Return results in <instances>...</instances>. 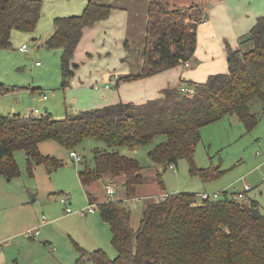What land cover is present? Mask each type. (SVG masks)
Instances as JSON below:
<instances>
[{"label":"trees","instance_id":"1","mask_svg":"<svg viewBox=\"0 0 264 264\" xmlns=\"http://www.w3.org/2000/svg\"><path fill=\"white\" fill-rule=\"evenodd\" d=\"M41 7L42 0H0V48L11 45L13 29L33 30ZM113 7L110 3L88 0L80 13L53 18L54 28L44 44L62 48L63 86L67 84L65 77L74 74L71 58L84 29L106 19ZM205 8L200 0L181 6L171 5L169 0H149L142 68L120 78L148 76L189 60L196 47L198 24L206 17ZM226 59V71L210 73L203 81L183 80L194 88L193 92L181 91L184 84L165 87L157 97L144 102L118 101L60 118L49 112L0 113V175L10 179L19 174L16 149L25 150L30 169L33 163H43L51 171L62 161L56 155L42 154L41 141L52 139L75 150L84 139L95 138L104 141L107 148L93 149L92 161H85L78 172L81 183L86 186L102 177H120L125 196L133 197L145 176L139 160L127 155L124 149L147 144L161 135L162 139L147 152L153 164L162 169L184 157L191 171L203 181L215 179L223 170L218 166H196L193 153L205 124L236 115L250 130L259 120V114L251 109L256 99L262 101L264 111V13L240 35L237 47L228 48ZM7 89L0 82V92ZM157 179L163 185L160 170ZM235 192L224 189L216 198L199 196L200 200L192 192L146 197L136 228L131 225V212L123 198L97 202L101 218L109 225L116 255L108 256L101 247L82 249L76 261L264 264V213L258 210L257 216H252L251 207H257V202H241ZM89 196L93 202L94 196Z\"/></svg>","mask_w":264,"mask_h":264},{"label":"rangeland","instance_id":"2","mask_svg":"<svg viewBox=\"0 0 264 264\" xmlns=\"http://www.w3.org/2000/svg\"><path fill=\"white\" fill-rule=\"evenodd\" d=\"M86 1L42 0L41 14L35 28L11 31V45L0 48V82L8 87L0 92V112H49L60 118L93 105L101 91L115 88L113 84L110 88H103L105 80H109V73L101 77L103 72L133 71L132 66L139 63L142 52V19L146 6L142 11L134 9L132 15L128 16L129 8L125 1L113 0V5L127 9L115 8V13L103 22L104 25L90 33L87 31L83 39L81 36L71 58L70 67L74 74L65 77L67 84L62 85V48L47 47L44 40L54 27L55 16L78 14ZM192 1L199 2L169 0L171 5L174 3L177 6ZM22 44L27 46V50L20 49ZM36 61L39 63L36 64ZM174 83L178 86L180 80L176 78ZM94 84L97 88H94ZM251 109L259 114V120L250 130L245 129L236 115L223 116L201 127L193 160L198 167H220L223 172L215 179L203 181L191 171L189 161L184 157L179 158L177 164L162 169L153 164L147 152L162 139L161 135H157L147 144L124 149L127 155L137 158L143 166L145 180L137 185L135 196H125L120 177H105L106 180H114V183L107 182L115 186L114 194L105 192L104 177L95 180L92 183L95 187L87 191L91 190V194L97 198H123L130 209V222L134 228L139 225L146 199L165 193L192 192L200 200L201 191L211 194L220 189H235L237 193L244 190V184H249L250 188L243 197L236 198L244 203L255 200L258 210L264 213L262 101L256 99ZM95 147L103 149L107 145L99 139H84L75 149L82 157L76 161L69 155V150L58 142L52 139L41 141L39 150L42 154L56 155L62 161L51 171L43 163H33L30 169L25 150L14 151L19 174L10 179L0 175V264H78L76 259L82 249L91 251L96 247L103 248L110 257L116 255L108 223L99 221L103 222L104 228H98L96 223L94 227L90 220L84 221L89 214L101 218L96 202L95 210L86 216L74 212L90 203L78 172L85 161H92ZM158 169L163 185L157 179ZM62 195L67 197L66 202L60 201ZM67 206L72 212L66 211ZM42 214L44 224L39 223ZM28 229L32 230L34 236L26 233ZM87 264L94 263L87 261Z\"/></svg>","mask_w":264,"mask_h":264},{"label":"crops","instance_id":"3","mask_svg":"<svg viewBox=\"0 0 264 264\" xmlns=\"http://www.w3.org/2000/svg\"><path fill=\"white\" fill-rule=\"evenodd\" d=\"M95 1L110 4H112L111 2H114L113 0H109V2L108 0ZM124 1L128 5L127 8H129L128 16L132 15L131 12H133L134 9L142 11V9L146 6V11H143L144 18L142 17L144 23L142 27V32H144V35L141 39V45L143 49L149 0ZM202 2L206 4V17L203 21L198 24L196 47L193 55L189 59L188 65L184 64V62H181L178 65L155 72L148 76L138 77L135 79H121L120 77L122 76L136 74L141 70L143 61V56L141 52L139 63L135 66H132L134 68L133 71H128L127 69L118 71L116 73L114 71H107L101 74V77L104 78L105 75L109 73V80H105V82L103 83V88H110L112 84L115 86V88H112L110 90L106 88L107 90L101 91L99 96H97L96 101H94L95 103L86 108L101 106L104 104L118 101H134L136 103L144 102L147 99L157 97L162 88H174L180 86L181 84H183L181 83L183 80L203 81L210 73L226 71L228 68L226 59L228 48L237 47L239 44L240 35L245 33L251 27L258 15L264 13V0H202ZM113 6L114 7L111 14L106 19L95 23L93 26L86 27V30L84 29L81 39L86 37L87 31L90 33V31L96 29V27L104 25L103 22H105L109 17H111L115 13V8L120 7L127 9L124 6ZM176 78L180 80L178 86L174 83V80ZM107 83L108 86H106ZM184 85L190 86L186 83ZM93 86L94 88H97L95 87V84ZM86 108H81L77 111ZM110 181L111 180H106L104 178V186L107 182ZM92 183L86 186L81 183V185L85 188L87 200L90 199L89 193L91 194V190L89 192L87 191V189L89 190L91 189V187H95V185H93ZM106 199L108 198H105V196H103V198H97L96 196H94L93 202L97 203ZM87 216L88 218L87 220H84L85 222L90 220L94 227H96V223L98 228H104L103 222L99 221L105 220H103L102 218H98L96 214H89ZM39 223H45V219H43L42 216Z\"/></svg>","mask_w":264,"mask_h":264},{"label":"built area","instance_id":"4","mask_svg":"<svg viewBox=\"0 0 264 264\" xmlns=\"http://www.w3.org/2000/svg\"><path fill=\"white\" fill-rule=\"evenodd\" d=\"M20 49L23 50V51L24 50H27V46L25 44H22L20 46ZM38 63L39 62L36 61V64H38ZM184 64L188 65L189 64V60L184 61ZM106 86H108V83L106 84ZM95 87H96V85H95ZM180 90L181 91L193 92L194 88L191 87V86L188 87V86H185V85H181L180 86ZM43 96L45 97V95H43ZM35 111H38L37 108L35 109ZM69 154L71 156H73L76 161H79L82 158L80 156V154H78L76 152V150H69ZM249 188H250V185L249 184H244V190H248ZM244 190L243 191H238V193L237 194H234V196L237 195L236 197H243ZM105 191L108 194H114L116 192V188L111 183H107L105 185ZM221 192H222V190L217 191V192H213V193L210 194L209 192L203 191V192L200 193V197L201 198H209V197L216 198V197L220 196ZM60 201L66 202L67 201V197L64 196V195H62L60 197ZM94 210H95V203L94 202H90L86 207L78 208V209L74 210V212H77L80 215H86L88 212H93ZM66 211L72 212V210H71V208L69 206L66 207ZM42 218L45 219L44 215H42ZM26 233L28 235H32V230L31 229H28V231H26ZM35 233L36 234L38 233V230L37 229H36Z\"/></svg>","mask_w":264,"mask_h":264},{"label":"water","instance_id":"5","mask_svg":"<svg viewBox=\"0 0 264 264\" xmlns=\"http://www.w3.org/2000/svg\"><path fill=\"white\" fill-rule=\"evenodd\" d=\"M258 208L256 206L251 207V214L252 216H257Z\"/></svg>","mask_w":264,"mask_h":264}]
</instances>
